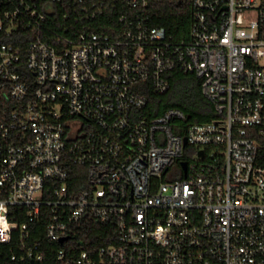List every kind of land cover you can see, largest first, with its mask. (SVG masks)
I'll use <instances>...</instances> for the list:
<instances>
[{
    "label": "built area",
    "instance_id": "2783aa9c",
    "mask_svg": "<svg viewBox=\"0 0 264 264\" xmlns=\"http://www.w3.org/2000/svg\"><path fill=\"white\" fill-rule=\"evenodd\" d=\"M149 6L0 0V91L14 101L0 117V243L13 260L264 264V0H191L180 38ZM174 70L201 80L214 119L145 113L147 87L166 93Z\"/></svg>",
    "mask_w": 264,
    "mask_h": 264
},
{
    "label": "trees",
    "instance_id": "16d2710c",
    "mask_svg": "<svg viewBox=\"0 0 264 264\" xmlns=\"http://www.w3.org/2000/svg\"><path fill=\"white\" fill-rule=\"evenodd\" d=\"M67 3L72 0H64ZM150 23L152 26H164L169 33L180 38L184 36L190 26L191 0H150ZM97 28L102 29L98 26ZM107 29V27L105 28ZM171 87L164 93L154 92L147 87L150 103L145 110L153 117L162 113L166 108L178 107L182 109L187 120L191 122H206L214 119L217 114L213 105L206 99L201 90V80L194 74H184L179 70L170 73ZM14 101L8 99L0 91V117L4 108H12ZM88 235L97 245L108 243L109 238L103 237L110 227L93 222ZM87 231H82L85 233ZM112 232V231H111ZM0 264H27L12 259V249L9 243H0Z\"/></svg>",
    "mask_w": 264,
    "mask_h": 264
},
{
    "label": "rangeland",
    "instance_id": "374dc122",
    "mask_svg": "<svg viewBox=\"0 0 264 264\" xmlns=\"http://www.w3.org/2000/svg\"><path fill=\"white\" fill-rule=\"evenodd\" d=\"M174 172H175V170L173 169V170L169 173V175L167 176V178H168V179H172V178H173V175H174Z\"/></svg>",
    "mask_w": 264,
    "mask_h": 264
},
{
    "label": "water",
    "instance_id": "95a60500",
    "mask_svg": "<svg viewBox=\"0 0 264 264\" xmlns=\"http://www.w3.org/2000/svg\"><path fill=\"white\" fill-rule=\"evenodd\" d=\"M182 165L186 168V162L185 161H183L182 162ZM65 239H62L61 241H64Z\"/></svg>",
    "mask_w": 264,
    "mask_h": 264
}]
</instances>
